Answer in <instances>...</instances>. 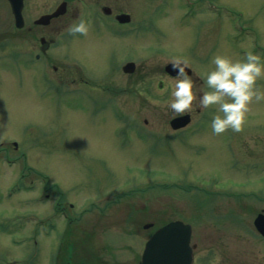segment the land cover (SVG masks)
I'll use <instances>...</instances> for the list:
<instances>
[{"label":"rangeland","instance_id":"obj_1","mask_svg":"<svg viewBox=\"0 0 264 264\" xmlns=\"http://www.w3.org/2000/svg\"><path fill=\"white\" fill-rule=\"evenodd\" d=\"M211 1L207 10L204 0H145L132 9L121 0L139 20L131 37L106 20L103 29L89 25L87 38L57 42L46 63L0 68V140L19 148L0 152V264H47L67 222L80 259L95 220L102 260L137 264L154 229L172 219L193 226V264H264L253 224L264 209V101L239 133L213 134L214 108H194L180 131L169 124L176 77L164 74L168 61L191 65L204 90L215 55L264 59V0ZM128 58L137 64L132 75L122 71ZM83 70V83L67 84L65 76L82 78ZM110 75L122 88L132 81L135 92L120 94L102 79Z\"/></svg>","mask_w":264,"mask_h":264},{"label":"clouds","instance_id":"obj_2","mask_svg":"<svg viewBox=\"0 0 264 264\" xmlns=\"http://www.w3.org/2000/svg\"><path fill=\"white\" fill-rule=\"evenodd\" d=\"M69 35L87 36L89 25L80 20L67 29ZM213 68L204 78V90L188 74L186 61L173 60L177 71L172 83V99L168 107L176 115L200 110L215 109L211 121L213 134L221 135L229 130L239 133L247 123L252 106L264 101V59L259 54L248 52L242 59L217 54L213 57ZM5 125L0 124V129Z\"/></svg>","mask_w":264,"mask_h":264},{"label":"flooded vegetation","instance_id":"obj_3","mask_svg":"<svg viewBox=\"0 0 264 264\" xmlns=\"http://www.w3.org/2000/svg\"><path fill=\"white\" fill-rule=\"evenodd\" d=\"M86 3L90 5L89 8L101 11L106 8L109 11L105 14L106 18L81 19ZM133 3V0H126L129 6ZM121 6V0H23L22 16L16 18L9 0H0V59L6 55L19 60L35 55L50 57L54 44L75 37L67 31L72 24L83 20L90 26L104 27L102 22L105 23L106 20L117 22V14L124 10ZM57 11L58 14H55ZM54 69L57 70V67L54 66ZM130 84L132 81L126 88ZM70 262L72 261L68 259L67 264Z\"/></svg>","mask_w":264,"mask_h":264},{"label":"water","instance_id":"obj_4","mask_svg":"<svg viewBox=\"0 0 264 264\" xmlns=\"http://www.w3.org/2000/svg\"><path fill=\"white\" fill-rule=\"evenodd\" d=\"M17 14L21 12L22 1L11 0ZM125 21L127 14L118 16ZM133 63H128L125 69L132 70ZM171 74H177L172 63L167 65ZM188 73L190 69H185ZM190 121L189 115L179 116L171 121L174 128L186 125ZM257 229L264 234V214L260 213L255 219ZM150 226L147 224L146 227ZM192 226L182 220H173L158 228L147 241L142 259L139 264H191L193 262V247L190 245ZM84 264V263H81Z\"/></svg>","mask_w":264,"mask_h":264}]
</instances>
